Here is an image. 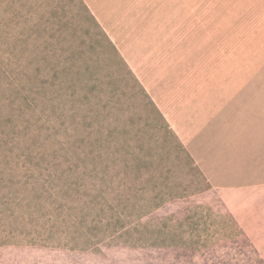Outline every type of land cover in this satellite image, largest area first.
<instances>
[{
    "label": "rangeland",
    "instance_id": "1",
    "mask_svg": "<svg viewBox=\"0 0 264 264\" xmlns=\"http://www.w3.org/2000/svg\"><path fill=\"white\" fill-rule=\"evenodd\" d=\"M0 264H264V0H0Z\"/></svg>",
    "mask_w": 264,
    "mask_h": 264
},
{
    "label": "trees",
    "instance_id": "2",
    "mask_svg": "<svg viewBox=\"0 0 264 264\" xmlns=\"http://www.w3.org/2000/svg\"><path fill=\"white\" fill-rule=\"evenodd\" d=\"M105 37H106V36H105ZM107 42H108V47L111 49L112 53H113L115 56L119 57V59H120L123 63L126 64V62L122 59V57H120V54H119L118 50L116 49V47L113 45V43H112L110 40H108V38H107ZM142 89H143V92L145 93V96H146L147 98H149V95L146 93V91L144 90L143 87H142ZM151 101H152V100H151ZM157 110H158V109H157ZM159 113H160V112H159Z\"/></svg>",
    "mask_w": 264,
    "mask_h": 264
},
{
    "label": "crops",
    "instance_id": "3",
    "mask_svg": "<svg viewBox=\"0 0 264 264\" xmlns=\"http://www.w3.org/2000/svg\"><path fill=\"white\" fill-rule=\"evenodd\" d=\"M251 130V129H250ZM256 131H257V133H256V135H258V129L256 128Z\"/></svg>",
    "mask_w": 264,
    "mask_h": 264
}]
</instances>
